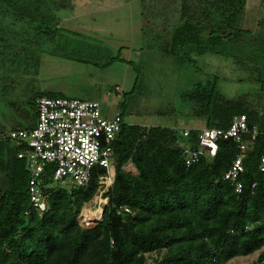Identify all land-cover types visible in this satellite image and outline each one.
I'll list each match as a JSON object with an SVG mask.
<instances>
[{"label": "trees", "instance_id": "obj_1", "mask_svg": "<svg viewBox=\"0 0 264 264\" xmlns=\"http://www.w3.org/2000/svg\"><path fill=\"white\" fill-rule=\"evenodd\" d=\"M141 4V36L148 48L178 61L208 51L232 56L247 73L244 80L264 83V67L258 64L264 41L244 28L247 0ZM74 8L70 0H0V69L23 56L35 59L43 42L60 35L56 12ZM243 37L252 44L247 47ZM216 79L195 84L182 98L205 122L203 128L227 129L245 115L248 126L258 129L259 135L250 138L240 193L224 180L239 153L234 140L220 141L214 159L202 157L187 166L185 148L199 145L201 129L185 136L186 130L123 122L113 145L116 181L104 195L108 205L102 220L83 229L78 216L94 199L106 170L97 168L85 187H49L47 209L40 212L30 201L28 162L19 158L24 148L6 140L0 147V264H230L255 253L256 260L241 264H263L264 96L228 97ZM41 96L54 95L39 92L30 104L36 107ZM37 116L36 108V122ZM25 117L27 126L12 130L36 125ZM131 157L138 174L123 169Z\"/></svg>", "mask_w": 264, "mask_h": 264}, {"label": "rangeland", "instance_id": "obj_2", "mask_svg": "<svg viewBox=\"0 0 264 264\" xmlns=\"http://www.w3.org/2000/svg\"><path fill=\"white\" fill-rule=\"evenodd\" d=\"M70 1L74 10L56 12L62 20L60 35L36 49V60L23 56L12 67L4 63L0 69V132L26 127L25 114L36 122L30 100L39 92L99 101L110 116L119 111L129 125L180 131L205 127L182 98L199 82L217 77L228 97L264 96V83L244 80L247 73L236 67L231 55L208 51L178 61L148 48L141 36V0ZM244 28L264 41V0H247ZM243 43L250 46L251 38L243 37ZM258 64L264 67V57ZM257 257L255 253L230 264L250 263Z\"/></svg>", "mask_w": 264, "mask_h": 264}, {"label": "built area", "instance_id": "obj_3", "mask_svg": "<svg viewBox=\"0 0 264 264\" xmlns=\"http://www.w3.org/2000/svg\"><path fill=\"white\" fill-rule=\"evenodd\" d=\"M120 91V87L115 88L116 93L119 94ZM36 108V125L31 129L0 132V147L6 140L18 142L23 146L19 158L28 162L31 175L30 201L40 212L47 209L49 187L59 186L69 191L85 187L97 168L105 169L107 173L99 177L101 187L94 199L87 203L91 205L85 204L78 216L82 228L88 229L93 223L102 220L108 205V199L104 195L114 187L116 181L113 145L122 128L121 113L117 111L110 116L103 110L99 101L63 96L38 97ZM188 134L189 131H185L184 135ZM258 135L257 128L251 129L248 126L245 115L236 117L227 129L203 128L199 134V145L195 148H185L186 165L191 166L202 157L214 159L220 141L234 140L239 153L224 180L232 183L240 193L243 189L240 177L244 172L249 143ZM123 169L130 173H139L133 157ZM259 169L264 172V156L261 158ZM45 178L50 179L51 184L45 183ZM53 182L57 185H53ZM85 208L92 209L95 213L90 219L82 213Z\"/></svg>", "mask_w": 264, "mask_h": 264}, {"label": "bare ground", "instance_id": "obj_4", "mask_svg": "<svg viewBox=\"0 0 264 264\" xmlns=\"http://www.w3.org/2000/svg\"><path fill=\"white\" fill-rule=\"evenodd\" d=\"M83 215L86 216V218L90 219L92 216H94V211L92 209H89V208H85L83 211H82ZM99 213V212H97ZM88 221V220H87ZM86 221V222H87ZM85 223V222H84Z\"/></svg>", "mask_w": 264, "mask_h": 264}, {"label": "crops", "instance_id": "obj_5", "mask_svg": "<svg viewBox=\"0 0 264 264\" xmlns=\"http://www.w3.org/2000/svg\"><path fill=\"white\" fill-rule=\"evenodd\" d=\"M190 129H194V128H190ZM190 129H187L186 131L190 130ZM195 129H202V128H195Z\"/></svg>", "mask_w": 264, "mask_h": 264}]
</instances>
